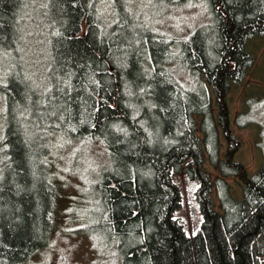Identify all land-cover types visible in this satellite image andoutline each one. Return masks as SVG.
Masks as SVG:
<instances>
[{
	"label": "trees",
	"instance_id": "16d2710c",
	"mask_svg": "<svg viewBox=\"0 0 264 264\" xmlns=\"http://www.w3.org/2000/svg\"><path fill=\"white\" fill-rule=\"evenodd\" d=\"M193 7L207 15L193 32L166 27ZM261 37L264 0H0V264H27L51 246L54 159L77 143L106 153L87 181L90 229L121 264H264V163L250 177L234 160L243 143L227 105ZM235 124L260 127L264 156V97ZM182 173L198 184L193 237L175 217ZM230 177L243 182L242 200Z\"/></svg>",
	"mask_w": 264,
	"mask_h": 264
},
{
	"label": "rangeland",
	"instance_id": "374dc122",
	"mask_svg": "<svg viewBox=\"0 0 264 264\" xmlns=\"http://www.w3.org/2000/svg\"><path fill=\"white\" fill-rule=\"evenodd\" d=\"M206 21L205 11L195 7L176 12L173 18L165 19L166 25H169L166 26L168 29L171 27L184 35L193 32ZM43 46V40L37 41L35 46L37 55L44 52ZM247 51L254 56L255 64L248 71V76L241 86L232 85L231 93L227 97V105L233 133L243 143L234 160L241 163L252 177L264 163V156L257 147L260 140V127L253 125L240 129L236 126L235 120L238 115L247 111V102L250 99L264 97V37L249 41ZM3 103L0 97V118L5 112ZM213 108L217 117L219 108L215 98H213ZM220 135L221 156L224 159L228 143L223 136L222 129H220ZM106 157L105 151L99 144L89 146L79 143L69 144L56 154L54 159L55 181L60 195V212L58 223L55 224L57 233L51 246L37 254L27 264H121L119 255L110 244L111 242L93 236L90 229L92 218L87 197L90 195V191H87L90 183L87 181L93 169L104 165ZM206 170L212 174L214 179L220 176V173L209 162L206 163ZM227 181L232 187L233 196L242 200L243 182L237 177H230ZM177 182L183 194V201L182 208L175 217L183 222L187 234L193 237L203 222L200 205L196 201L198 184L189 181L183 173L177 176ZM213 196L217 202V211L222 213L216 192Z\"/></svg>",
	"mask_w": 264,
	"mask_h": 264
}]
</instances>
